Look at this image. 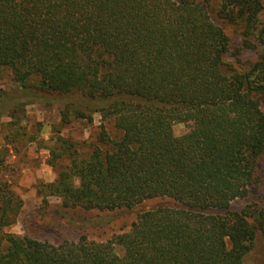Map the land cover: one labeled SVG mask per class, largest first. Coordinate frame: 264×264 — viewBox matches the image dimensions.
Instances as JSON below:
<instances>
[{
	"label": "trees",
	"instance_id": "trees-1",
	"mask_svg": "<svg viewBox=\"0 0 264 264\" xmlns=\"http://www.w3.org/2000/svg\"><path fill=\"white\" fill-rule=\"evenodd\" d=\"M214 2L258 61L233 48ZM263 12V0H0V68L22 88L0 94V115L16 126L18 108L54 103L66 125L101 118L87 156L57 139L45 203L114 213L161 202L106 243L55 245L5 232L24 202L0 178V264H247L264 214L232 204L264 156ZM177 125L189 131L177 137Z\"/></svg>",
	"mask_w": 264,
	"mask_h": 264
},
{
	"label": "rangeland",
	"instance_id": "rangeland-1",
	"mask_svg": "<svg viewBox=\"0 0 264 264\" xmlns=\"http://www.w3.org/2000/svg\"><path fill=\"white\" fill-rule=\"evenodd\" d=\"M264 5V0H263ZM213 19L231 39L233 48L242 49L245 64L255 63L259 59L258 49H245L244 27L230 24L217 16L220 4H213ZM264 20V12L262 15ZM234 62V59L232 60ZM21 93L22 88L13 81L10 70L0 68V94ZM64 108L54 103H30L16 113L17 125L11 126L10 115H0V178L9 181L13 190L24 202V207L17 223L6 229L7 234L29 235L32 238L58 245L63 242H77L82 236L90 241L106 243L129 231L140 212L161 204H145L130 212L86 213L82 210H65L58 197H48L45 203L40 194L43 185L57 181L58 171L54 169L51 150L58 138L76 144L83 156L91 153V145L100 133L101 118L94 117V123L73 120L70 124L62 122ZM189 131L186 125H177L174 134L181 137ZM68 160H62L60 167L69 166ZM78 184V183H77ZM251 208L260 216L264 214V156L259 159L257 184L251 188L246 199L232 204L234 212ZM116 253L124 256L121 246ZM247 264H264V238L259 236L255 249L250 254Z\"/></svg>",
	"mask_w": 264,
	"mask_h": 264
}]
</instances>
